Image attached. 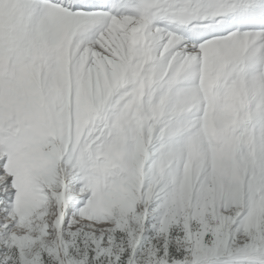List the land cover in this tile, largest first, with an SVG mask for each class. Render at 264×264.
Returning <instances> with one entry per match:
<instances>
[{
  "label": "snow or ice",
  "instance_id": "6c2138e0",
  "mask_svg": "<svg viewBox=\"0 0 264 264\" xmlns=\"http://www.w3.org/2000/svg\"><path fill=\"white\" fill-rule=\"evenodd\" d=\"M0 264H264V0H0Z\"/></svg>",
  "mask_w": 264,
  "mask_h": 264
}]
</instances>
